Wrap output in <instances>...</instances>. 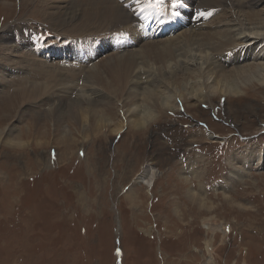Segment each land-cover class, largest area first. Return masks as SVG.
<instances>
[{
	"label": "rangeland",
	"instance_id": "1",
	"mask_svg": "<svg viewBox=\"0 0 264 264\" xmlns=\"http://www.w3.org/2000/svg\"><path fill=\"white\" fill-rule=\"evenodd\" d=\"M39 3L0 0V32L26 18L29 35H38L37 46L68 37L67 29L53 25ZM261 10L264 2L246 12ZM216 13L208 22L221 14ZM138 25L146 36L145 26ZM122 27L139 37L133 49L140 40L143 45L168 38L164 34L140 39L132 26ZM8 35L13 42L0 40V76L12 83L0 82V113L1 105L11 99L19 109L4 125V140L0 139V264H204L208 260L264 264V164L253 168L252 159L247 162L246 158L264 150V84L239 79L238 96H211L209 86L216 81L215 74L205 79L188 76L174 85L169 80L166 92L174 93L179 83L183 85L174 99L177 106L157 110L148 128L129 121L134 119L131 111L145 104L143 95H132L133 104L127 93L129 83L123 92L101 85L112 98L108 99L110 112H97L101 117L79 115L76 123L65 116L56 127L53 114H46L53 104L37 103L39 99L20 104L15 91L24 88L27 79L45 81L34 76L36 64L78 73L98 64L109 52L94 55L90 65L80 58L88 67L57 66L60 59L44 52L34 56L35 52L16 42L13 32ZM11 45L20 47L15 56L24 57L15 67L12 60L18 58L12 56ZM115 50L121 49L110 53ZM7 52L12 56L9 60ZM233 67L228 65L225 71L231 74ZM187 82L194 89L202 85L207 101L189 97ZM83 83L80 78L78 86ZM20 107L28 112L18 117ZM63 139L74 140L73 153L63 148ZM17 140L24 146L9 142ZM148 168L157 173L150 190L140 180Z\"/></svg>",
	"mask_w": 264,
	"mask_h": 264
},
{
	"label": "bare ground",
	"instance_id": "2",
	"mask_svg": "<svg viewBox=\"0 0 264 264\" xmlns=\"http://www.w3.org/2000/svg\"><path fill=\"white\" fill-rule=\"evenodd\" d=\"M172 2L173 0H170V4ZM261 2H264V0H186L183 2L184 7L190 3L192 8L205 11L204 15L207 13L214 14L216 12V14H221L219 16L217 15L216 19H213V22L210 23L208 21L212 14L207 15V17L210 16L209 20H191L185 8L182 10L175 8L174 10L179 13L181 21L184 24L174 29L175 31L180 29V33L170 38L169 35L171 36L172 30L165 34L167 35L165 37L168 38L158 39V41L150 40L143 45L140 40V43L138 42L136 44V49H133L135 47H132V44L137 43L139 40L137 38L139 37L128 33L129 31L127 33L131 36V44L114 47L112 44L114 39L112 43L110 42L111 37H114L116 34H119L121 37H127V33L121 29L123 28L122 26H126V24L129 27L132 26L134 32L136 31L140 36V39L159 36L156 33L143 36L137 27L141 19L137 15V12L140 11L136 0H40L39 4L41 9H44L48 13V20L57 27L67 29V32L64 34L69 39L62 35L58 39L63 40L57 43L49 42L46 45L37 46L38 38L29 35L27 28L29 27V23L25 18L24 21L15 24L12 22V24L3 28L0 32V40H3L4 43L8 41L13 42L8 35V32H13L14 35L12 37L17 40L16 42L20 46L26 47L27 51L35 52L34 56H37L36 53L44 52L50 58L66 59L64 62L57 60L55 63L58 64L57 66H71V68L76 69L88 67L82 65V60L77 54H80L81 58H85L84 61H87L89 63L88 65H90L93 55L109 53L106 54L105 58L101 57L98 64H93L87 70H78V73L76 71L73 72L72 69L69 72H64L63 70L57 71L58 69L51 68L52 66L48 67L45 63H41L42 65L38 64V66L36 64L32 69L36 71L34 76H37L39 79H45V81L39 83L36 80L31 81L27 79L24 82V88L15 91L14 96L20 95V104H28L30 101H38V99L40 101L37 103L47 101L44 105L47 103L53 104L47 110L46 114H53L56 127L60 126L65 116H71L74 119V123H76L80 122L78 120L79 115L81 117L86 115L85 118L89 114L101 117V113L105 115L104 112H110L111 103L108 99L111 100L112 98L105 91L101 90V85H107L113 88L115 92H123L125 85L129 83L127 93H129V97L131 98L129 100L133 104L134 100L132 95H143L145 97V104L137 106L136 110L131 111V116L134 119L129 121L136 127L147 126L146 124L150 125V122H155L154 118L157 110L161 109L163 111L165 108H174L175 96L178 89H181L183 85L179 83V86L175 87L174 93L166 92L165 89H167V82L169 80L174 85L178 84V80H187L188 76L190 78L198 77L205 79L207 75L215 74L216 81H214L213 85L209 86L211 96H216L217 94L220 96H238L240 91L236 84L239 79L244 81L245 84L250 82L256 85L264 84V10L257 13H251V11L246 12V10H251L253 6ZM205 21L208 24H205ZM170 22L173 27L179 26L180 24L179 21L173 19ZM65 26L68 27L65 28ZM116 28L118 31L114 33ZM126 28L125 30L129 29L128 26ZM44 33H42V37ZM56 34L59 35L61 33L56 32ZM22 36L25 38H21ZM70 38L78 39H71L72 41H69ZM86 48L90 52L86 51ZM11 49L10 51L13 56V53L19 51L20 47L11 45ZM114 49L121 50H115L110 53ZM47 52H50V54ZM30 54L25 56L31 57ZM7 55L8 60L12 58L10 53L7 52ZM5 56L1 55V58L6 59ZM15 57L18 60H12L14 67L16 64L17 66L22 64L24 59L23 56V58L18 55ZM40 58L48 63L47 59ZM32 60L37 62L34 58ZM61 62L64 65H61ZM74 62H77L79 66H74ZM49 64L53 65L54 63L50 62ZM228 65H234L231 74L227 73L228 70L225 71ZM8 67L6 69L10 71ZM2 69L9 72L5 68ZM32 70L29 69L27 77L30 76ZM234 75H238V78ZM0 78V82L2 80L4 82L5 77L0 76ZM80 78L84 82L82 86H78ZM5 83L6 86H10L8 84L12 82L7 79ZM219 83L222 84L219 86ZM216 84L217 86H215ZM186 85L188 86L190 84L187 82ZM76 86H78V92L75 98H71V92L75 90ZM194 87L199 90L194 89L190 85L188 87L190 89L188 91L189 97L199 102L207 101L206 95L203 94V86L195 85ZM69 90L70 94H68ZM56 98H58L57 102L55 101ZM11 100L5 101L6 103L1 105L0 139L2 138L4 125L16 117V111L19 109L16 104L14 106L11 104L13 101ZM150 101L153 103L149 104ZM194 106L196 107L197 105ZM102 107L103 109L101 111L97 110V108ZM67 108L68 111L65 114ZM27 109L23 110L21 108L18 117L28 112ZM39 120L40 116L38 117ZM122 127H118L114 131L119 132ZM12 130L13 127L11 126L8 130L9 134H11ZM43 134L48 135V131L43 132ZM8 136V133H6L4 138H8ZM62 141L63 148L69 154L73 153L74 140L63 139ZM9 142H11V145L18 144L17 146H24V142L22 141ZM78 150L79 148L76 150V153ZM246 158L247 162L252 159L253 168H258L261 164H264V150L251 153ZM59 161L60 159H58ZM156 178L157 173L150 171V168L146 169L140 176L141 182L146 185L148 190L154 187ZM204 264H213V261L208 260Z\"/></svg>",
	"mask_w": 264,
	"mask_h": 264
},
{
	"label": "snow or ice",
	"instance_id": "3",
	"mask_svg": "<svg viewBox=\"0 0 264 264\" xmlns=\"http://www.w3.org/2000/svg\"><path fill=\"white\" fill-rule=\"evenodd\" d=\"M139 11L141 13L148 11V12H159L162 15L167 14L165 11L167 4L166 0H136ZM180 3V0H173L171 7L175 9L177 5ZM173 16L177 15L175 11L171 13Z\"/></svg>",
	"mask_w": 264,
	"mask_h": 264
},
{
	"label": "built area",
	"instance_id": "4",
	"mask_svg": "<svg viewBox=\"0 0 264 264\" xmlns=\"http://www.w3.org/2000/svg\"><path fill=\"white\" fill-rule=\"evenodd\" d=\"M226 229H227V231H229L230 227L229 228H226Z\"/></svg>",
	"mask_w": 264,
	"mask_h": 264
}]
</instances>
